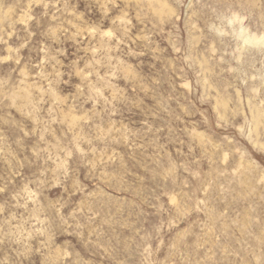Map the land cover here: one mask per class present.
<instances>
[{
	"label": "rangeland",
	"instance_id": "rangeland-1",
	"mask_svg": "<svg viewBox=\"0 0 264 264\" xmlns=\"http://www.w3.org/2000/svg\"><path fill=\"white\" fill-rule=\"evenodd\" d=\"M0 264H264V0H0Z\"/></svg>",
	"mask_w": 264,
	"mask_h": 264
}]
</instances>
